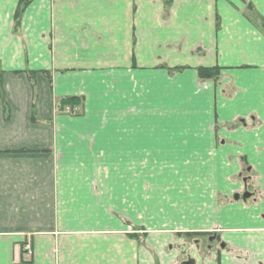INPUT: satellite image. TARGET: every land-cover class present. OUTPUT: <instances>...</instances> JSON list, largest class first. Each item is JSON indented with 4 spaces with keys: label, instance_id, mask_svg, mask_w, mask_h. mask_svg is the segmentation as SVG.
<instances>
[{
    "label": "crops",
    "instance_id": "0c3cea01",
    "mask_svg": "<svg viewBox=\"0 0 264 264\" xmlns=\"http://www.w3.org/2000/svg\"><path fill=\"white\" fill-rule=\"evenodd\" d=\"M21 1L0 0V264H264V0Z\"/></svg>",
    "mask_w": 264,
    "mask_h": 264
},
{
    "label": "trees",
    "instance_id": "16d2710c",
    "mask_svg": "<svg viewBox=\"0 0 264 264\" xmlns=\"http://www.w3.org/2000/svg\"><path fill=\"white\" fill-rule=\"evenodd\" d=\"M29 1L30 0H22L21 1V9ZM198 72H199V77L201 79H213V80H217V79H219V77L221 75V69L218 68V67H211V68L200 67V68H198Z\"/></svg>",
    "mask_w": 264,
    "mask_h": 264
},
{
    "label": "rangeland",
    "instance_id": "374dc122",
    "mask_svg": "<svg viewBox=\"0 0 264 264\" xmlns=\"http://www.w3.org/2000/svg\"><path fill=\"white\" fill-rule=\"evenodd\" d=\"M240 123H242V121H239ZM175 189V186L172 188V190ZM249 190V189H248ZM250 191V190H249ZM234 212H237L236 210H234ZM239 220L237 221L236 218L234 217V223H238L239 226L242 225V224H245L247 222H249L248 220V217L242 212V211H239ZM228 217V216H227ZM262 220H264V218L262 217ZM199 241V240H198ZM200 242V241H199ZM198 247H197V246ZM195 245V248H198L197 251H199L200 253H203V252H207L208 251V247H207V241L204 240V242H202L201 245H198L196 244Z\"/></svg>",
    "mask_w": 264,
    "mask_h": 264
},
{
    "label": "built area",
    "instance_id": "2783aa9c",
    "mask_svg": "<svg viewBox=\"0 0 264 264\" xmlns=\"http://www.w3.org/2000/svg\"><path fill=\"white\" fill-rule=\"evenodd\" d=\"M56 107L58 110H63L64 112L70 113V114H74L77 112V107H75L73 105L62 106L60 102H57ZM24 248L26 251H28L29 254L32 253L31 244L29 242L25 245Z\"/></svg>",
    "mask_w": 264,
    "mask_h": 264
},
{
    "label": "water",
    "instance_id": "95a60500",
    "mask_svg": "<svg viewBox=\"0 0 264 264\" xmlns=\"http://www.w3.org/2000/svg\"><path fill=\"white\" fill-rule=\"evenodd\" d=\"M254 194H251V193H249V192H246V193H244L243 195H235V200H240V199H242L243 201H247L248 199H250L252 196H253ZM185 264H189V262H187V263H185Z\"/></svg>",
    "mask_w": 264,
    "mask_h": 264
}]
</instances>
